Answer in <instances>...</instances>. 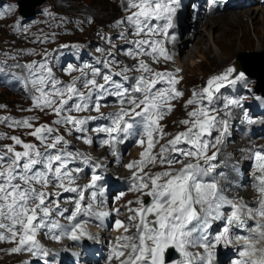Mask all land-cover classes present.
<instances>
[{"label": "snow or ice", "instance_id": "snow-or-ice-1", "mask_svg": "<svg viewBox=\"0 0 264 264\" xmlns=\"http://www.w3.org/2000/svg\"><path fill=\"white\" fill-rule=\"evenodd\" d=\"M125 3L124 10L131 14L117 21L115 26H127L131 29V34L136 37L142 35L149 37L132 41L136 50H129L126 54L133 59L138 56H149L153 62H158L160 57L166 61L170 60L171 57L162 42L152 37L168 36V30L175 26L180 0H125ZM2 18L4 16L0 13V19ZM119 38L126 39V33L122 31ZM23 67L27 70V76L24 77L25 87L30 86V91L37 93L31 95L33 106L41 112L50 109L59 117L54 123L72 125L76 132L87 131L83 125L92 118L80 119L64 113L73 111L79 113L90 109L99 113L102 107L99 100L103 99L105 94L120 97V104L128 105L127 108L122 107L113 115L111 126L95 129L107 134V139L102 141L103 145L112 146L118 140L123 142L131 136L138 138L139 146L147 145L140 154V161L126 165L129 171L137 169L132 175L133 190L144 192L151 199L148 204L137 200L140 207L133 210L135 215L130 217L131 220H138L134 225L136 232L130 236L117 238L118 242H122L121 247L130 250L127 260L122 264H165L164 254L169 248L174 249L184 258L177 260L175 264H191L193 253L187 250L189 247L203 248L206 255L200 256L199 253L195 255L199 256L203 264H213L215 253L212 249L222 243H231L228 226L235 224L237 227H243L241 213L247 206L227 201L218 190L217 183L205 182L204 178L216 167L211 161L216 160L217 154L213 152L208 156V151L222 143L227 122L217 118L215 109L202 106V103L207 100L208 105L212 104L214 94L224 86L225 82H232L229 77L234 69L229 68L223 75L210 78L201 92L193 93V98L187 101L185 107L196 105V109L187 114L190 119L180 121L187 126V130L177 133L167 144L161 145L159 153L154 155L152 150L166 135L161 121L173 111L171 102L184 95L176 87L180 83L177 78L179 70L177 73L153 71L148 64L140 60L137 71L142 75L136 78L131 89L125 88L122 83L112 78L113 75L123 76L128 72L129 69L125 67L121 72L103 74L101 77L103 83H98L95 78L85 80L84 87L90 88L88 95L85 96L75 87V81L61 86V82L53 75L46 60ZM68 71L71 73L72 69L69 68ZM3 72L4 67L0 66V73ZM92 75L95 77L101 73L94 69ZM238 78L243 79L244 74L239 73ZM127 79L128 77L124 76V80ZM157 84L161 87L157 88ZM93 92L97 93L95 101L92 100ZM73 98L76 102L69 105V101ZM229 103L238 104L237 101ZM3 119L5 118H0V122ZM221 125L224 126V131H220ZM9 126L33 127L28 119L12 121ZM54 131L55 129L45 124L29 133L45 148L43 152L36 145L24 143L16 136L10 139L14 145L21 146L23 151H16L14 146H7L6 152H0V242L16 244V247L11 249V253L29 252L37 257H47L48 252L37 240L41 229L46 230L45 235L50 239L57 242L61 239V235L56 232L61 226L50 219L52 209L49 204L57 203L58 206V201L49 199L51 194L44 190L49 185L61 188L65 192H79L76 213L81 211L80 201L84 199V190L72 187L77 179L72 173L79 172L80 169H68V164L75 159V156L67 151V141L63 136L52 135ZM213 131H220V136L210 144L206 137H211ZM49 140L51 143L48 142ZM83 142L92 143L87 138H84ZM181 144L188 147H178ZM169 152L183 156L186 160L194 159L196 163H186L178 171H173V166L183 161L178 160L176 156L168 158ZM254 156L255 168L261 173L255 178L257 190L261 194L256 214L264 218V153L256 152ZM82 158L88 163V157ZM201 160L204 166L201 165ZM157 163L161 166L166 165L168 170L151 175L147 173L139 175L144 172L148 164L155 166ZM100 179L99 175L93 174L87 188L94 189ZM96 195L95 191L91 193L93 199ZM227 204L232 208L231 214L223 217L228 226L224 227L222 233L216 235L213 240H209L207 228L210 219H221L223 214L220 210ZM88 210H91V205H88ZM98 215L106 216L107 213ZM247 215L252 218L253 210L249 208ZM150 216L153 219L150 220ZM193 221L197 223L189 227ZM116 227H123L125 232L129 231V228L119 220L116 221ZM254 230L258 234L256 238L238 237L246 242L245 247L239 251L241 257L255 255V244L250 242L252 239H264V224H256ZM194 233L198 234L194 236ZM70 234L73 240L79 239L80 236L92 238L90 234L80 229L79 225L73 226ZM123 255L124 251L118 250L116 253L117 258ZM236 264H264V261L238 260Z\"/></svg>", "mask_w": 264, "mask_h": 264}, {"label": "rangeland", "instance_id": "rangeland-1", "mask_svg": "<svg viewBox=\"0 0 264 264\" xmlns=\"http://www.w3.org/2000/svg\"><path fill=\"white\" fill-rule=\"evenodd\" d=\"M21 1H24V0H0V13H2L4 16V18L0 19V66L4 67L3 73H6V84L0 87V118H5L3 119L2 122H0V137H5V138H0V152H6L7 146H14L16 151H23V148L21 146L14 145V142L12 141V139H10V137L16 136V137H19L24 143H31L30 142L31 137L28 140H26L25 134H28L34 131L36 127H39L45 124L55 129V131L52 133L53 136L59 135V136L64 137V140L67 141V150L70 151L69 152L70 154H73V153L75 154L78 152V149H80V146H81V145L79 146V144H82L81 141H83L84 138H87L93 141V143L91 144H93L94 147L92 148L91 152H96L97 148L101 147L99 146L100 138L101 137L103 139L107 138L106 133L104 132L100 133V132L95 131V129L100 126L98 125L97 127H95L96 125H94L93 121L95 122L96 118L94 120L88 119L87 123L83 125V127L87 129L85 133L76 132L72 125L54 123L56 121L54 119L56 115L50 109H45L43 112H41L39 109H36L33 106L31 95L37 94V93L30 91V86L28 88L25 87L24 77L27 76V70L23 66L31 64L33 62H40V61L46 60L48 62V66L52 69L53 75L56 77V79H58L61 82V86L72 84L73 81H75V87L80 92H83L85 96H87L90 91V88L84 87V81L89 80L87 76L88 71L91 70L90 73L92 74L94 69L99 70L101 75L95 76V79L97 80L98 83H103V80L101 77L103 74H108L106 72L107 69H105L106 71H103V70L93 67L92 64H89L90 66L86 64H83L82 66H78L79 64L77 60H79L80 55L82 53L87 54L88 57H92L93 55L98 60L99 58L103 60V64L105 65V68H107L106 66L110 64L109 63L110 60L114 57H117V55H119V52L121 53L123 51V50H118V48L121 49L123 46H126V43L128 41H126L125 39L119 38L120 33L123 31L126 33V35H131V29L128 28L127 26L117 27L115 25L117 21L123 20L127 15L131 14L130 12H126L124 10L126 8L125 0H116L114 2H112V0H47L46 3L44 2L45 4L42 7L36 6V3L33 2L35 7L34 5L30 4L28 8L30 9L31 7L32 8L34 7L35 12L37 11L39 12L37 16L33 18L31 21H27L26 18L20 13L18 3ZM183 1L184 2L186 1V3L182 6L181 8L182 11L179 13L180 23L178 24L179 26L176 32V33H179V35L176 37V39H179L180 37L187 38L189 37L191 33L189 32L191 29L190 26L192 25L190 18L192 16L191 15L192 12H194L192 11L194 6L192 7V9H190L187 7L188 0H183ZM197 1H200V0H196V2ZM254 1H253V5L255 7L261 6V5L264 6L262 1H259V2L258 0H254ZM256 1H257V4H254L256 3ZM233 10H235V8ZM254 28L255 27L251 25L250 31H249V39L247 41L241 40L243 33L241 31H238L233 36H229L227 41L223 43L224 44L223 46H220V43H216V44L210 43L211 46H208V48L204 47L203 49V51L205 50L204 59L201 57L202 55H196V57L193 60L196 66L194 65V67H191V66L188 67L189 71H191V72H188V75H186L185 70H182V69H180L181 71L179 70L178 72L179 77L177 76V78H180L181 82L177 84L176 87L178 86L177 89L183 92L184 95L181 98L177 100H173V102H171L173 105V111L171 112V114L166 115L164 119L161 121V124L164 126V132L166 135L164 136V139L160 140V142L152 150L154 155L159 153L161 145L167 144V142L173 139L174 136L177 134V131H176V128H174V125L181 117V114L189 106L188 105L187 107H185L189 98L190 99L192 98L193 93L196 92L197 89L202 90L204 87L207 86V82L210 78L223 75L225 72H227L229 68H232V69L234 68V72L229 77V80L232 81L233 84L232 82L224 83V86L222 87L224 91H221V93L219 94V97H220L219 103L221 106H224L225 103L230 102V101H237L239 103L238 106L236 107V110L234 109L231 112L232 115L230 114V116L228 117L230 124H232L233 122L240 124L239 120L236 119L239 117L237 115V112L240 111L242 113L241 115L245 117L248 123L246 125L247 127H244V134L246 136L248 132L252 131V129L249 128V126H252V125L260 126L259 121L262 122V120H260L261 114L256 113L254 116L252 115L249 116L247 114L249 116L247 118L244 112L246 113L247 109H254L257 106L264 112L263 110L264 98L259 96L258 93L254 91V81L251 80L250 77H248L247 74H245V72L236 70L237 61H240L241 59L250 60V61L254 60L253 57H255V59H261V58L264 59V46L262 49L261 48L262 46L260 45L259 40H258V33L255 31ZM222 34L224 33L220 31L218 33H215L216 36L222 35ZM158 36L163 37V35H158ZM137 39H142V38L138 37L135 40ZM200 40L201 38L199 39V41ZM161 42L165 43L164 40H161ZM166 44L167 42L163 46H166ZM133 45L134 44L132 43L131 46ZM230 47L231 49L229 50ZM178 50L177 52H179ZM208 50L210 52L207 53ZM222 52L224 53V55L221 57L220 54ZM168 55L172 59V55L171 54H168ZM74 56H76L75 61H74ZM213 56H216V57L213 58ZM171 59L166 61L163 59V57H160L158 62H153V60L146 59L143 57L136 58V60L129 57V59L127 58L126 60L129 71L124 73V75L126 74L129 76L139 77L140 72L137 71L136 65L139 64L140 60H143L146 64H148V66L150 62L154 63V66L151 67L153 71L163 72L165 70L167 72L170 71L172 73H177V70H175V60L171 61ZM181 59H183V57ZM117 64H120V62L116 63L115 65L113 64V68H111V70H108V71H110V73L121 72L123 68L120 66L118 67ZM16 65H20L21 67H15ZM240 66H241V63L238 67L240 68ZM169 67H171V69ZM69 68L72 69L71 73H69L68 71ZM3 73H0V74H3ZM239 73L244 74L243 79L238 78ZM16 80L20 81V85H17L16 87L12 89V87L15 86L13 84L17 83ZM204 81L205 83L202 84ZM96 95L97 93L93 92V96H92L93 101H95ZM75 102L76 100L75 98H73V100L69 101V105H72ZM111 104H113V102L108 103L106 105L101 104L102 107L99 113L94 110H92V113L90 111L79 112V113L73 111L71 113H64V115H72L73 117L80 118V119H84L88 117L94 118V117L99 116L98 119L104 120L105 118L102 116V114L103 115H107V114H104L103 111H107V110L110 111L111 107L109 108L106 106L111 105ZM115 107L117 109V107L119 106H115ZM29 109H31V111H29ZM25 119H28L32 122V125H33L32 128L10 127L9 126L12 123V121H20V120H25ZM224 119L228 120L227 118H222L221 120H224ZM103 123H104L103 127H108L106 120ZM4 124H6V126ZM172 129L174 130V135L171 136V134L168 131ZM253 129L257 131L258 133L256 140L257 141L264 140V131H263L264 129L263 130H260L258 128L256 129L253 128ZM239 131L240 130L238 129L237 134L240 133ZM224 134L227 135L228 134L227 131H225ZM218 136L220 135L216 134V132L213 131L212 136L206 137V139H208L209 143L212 144L214 142H212L211 140L215 139ZM244 138L238 139L236 144L244 143L243 142L245 141ZM228 139L229 138L227 137L226 138L222 137V143H220L219 145H223L224 143L228 142ZM73 140H74V143H71ZM48 142L51 143V140H49ZM115 143H120V141L118 140ZM31 144L36 145V147L40 151L42 152L45 151V148L40 144L38 140L35 141V143L33 141V143ZM89 145L90 144H88L87 146L86 144L83 147L86 150H88L87 148L89 147ZM132 145H133V142L126 141L125 143L122 144V147L124 148L120 147V150L126 149L128 146H132ZM59 147L60 146H58V148ZM145 147L146 145H144L143 147L138 146V147H135L136 149L132 148L133 150L129 152L136 154L139 151H143ZM178 147L187 148L188 145L181 144V145H178ZM251 147L253 149L254 145ZM249 151H252V150H249ZM249 151L244 150L242 154L240 155L243 160V161L241 160L242 166L240 165L241 163L239 162L236 163L237 166L235 168L238 169L237 171L240 174V178L239 177L233 178L228 174L226 170L220 169L218 168V166L223 165L225 161L227 162L229 159L233 161L234 159L233 157L235 156V154L228 153L226 155V158H224L223 156H219L220 150L210 148L208 151V156H211L213 152L217 154L216 160L211 161L212 164L216 165L215 169L211 172L212 176L213 175L216 176V174H220L218 175L217 178H220L221 180H224L227 182H233L232 188L230 187V190L234 189L235 186H238V182L242 181V183L245 184L246 188L244 190H240L241 189L240 188L237 191H240V192L248 191L247 186H252L251 184H253V181H251L253 180L252 178L254 177V180H256L255 178L261 175V173H259V171L255 168V156H253L252 161L249 160L248 158L249 153H250ZM91 152L89 151L90 155L93 156ZM129 152L124 158L128 157ZM255 152H263V150L262 151L256 150ZM90 155L88 156L90 157ZM104 156H105L104 153L101 154V156L94 155L93 159L96 162L102 163L100 161V158ZM172 156H176L178 160L183 161V163L175 164L173 167L182 168L184 164L186 163H196V160L194 159L186 160L184 159L183 156H179L178 154L171 153V152L167 153L168 158H171ZM80 157H83V156H78V158H76L77 162H83V159H81ZM131 159L133 161L135 160L137 161L139 158L129 156L128 160L123 159L122 161L129 164V163H132V162H128ZM244 162H246V165L244 164ZM200 163L202 166H204V163L202 160L200 161ZM249 163L251 165H249ZM91 165H92L91 170H90V167H88L89 165H87L88 171L86 169H83L84 165H81L82 167H80L79 165L78 166L73 165V167L71 168V169H80V170L82 169L83 172L85 173V174L80 173V171L79 173H77V174H81V177L77 175L79 177L77 178V181H80V184H82L81 181L84 180L83 183H86V188L85 190L83 189L84 199L83 201H80L81 206H83L82 208H85L84 205L82 204L85 203L86 205V202L88 200V197H86L88 195V193H86V190H88L87 188L88 183L91 182L92 170L95 171L96 169L97 170L99 169L98 175L103 179L104 178L106 179L107 177L108 178L117 177V176L114 177V175L110 177L107 176L106 174L108 173L104 170L106 169L104 166L100 168L97 167L95 169V167L98 165L96 163L91 164ZM160 166L161 165H159V163L156 164L155 166H153L152 164H148L147 168L144 170V174L147 173L151 175L156 172L168 170L166 165L161 166V168ZM232 168L230 169L232 170ZM84 170H86V172ZM115 180L117 181V178ZM216 181L214 179L213 182H216ZM210 182H212V180H210ZM78 184L79 183H75V185H78ZM75 185L73 184L72 187H77ZM103 185H101L100 187L101 189ZM115 185L116 184H114L112 181L111 186L115 187ZM228 187H229L228 185H220V186L218 185V190L221 191V193L223 194V196L225 197L227 201L229 200L231 202L232 201L231 198H235V197H229L227 195L229 192H226L225 189H227ZM101 189H99L100 193L103 191ZM44 190L47 192L50 191L49 192L50 194L52 193L49 197L50 200L58 201L60 196H63V195L67 196V192H65L63 189H58L56 187L54 188L51 185H49V187ZM144 191L146 192L147 189ZM60 192L62 193L61 195H60ZM73 193H76V192H73ZM102 195H103V192L101 193L100 196ZM130 195L131 193L125 197H130ZM100 196L98 198L99 201L101 199ZM150 199L151 198L149 196H146L143 199V202L145 204H148L150 202ZM137 200H141V198L138 196L134 197V200L132 201L130 207L126 206L129 200L124 201L123 206L126 208H125V211L123 210V213L120 216L125 215L126 218L119 219V220L125 221L130 218L129 214H131V217L135 215V212L133 210L138 209L140 207V205L137 203ZM74 203L75 202H72V204L76 206L75 205L76 203L75 204ZM56 204L57 203H50L49 205L56 206ZM62 204H67V203H62ZM69 204L70 206H72L71 203ZM74 212L76 211H73L71 214L73 215V217L76 216V215L74 216L75 214ZM64 213L65 212H63L62 214ZM84 215L87 216V214H84ZM113 224H114V221H112L111 225ZM213 225H216V224H213ZM222 225L223 223L220 224V228L217 231L213 232L212 230H209V232L207 233L209 238L214 239L218 231L222 233V230H221ZM131 230L132 231L135 230L134 226L132 227V229L130 228V231ZM71 256L73 257L74 255H71Z\"/></svg>", "mask_w": 264, "mask_h": 264}, {"label": "bare ground", "instance_id": "bare-ground-1", "mask_svg": "<svg viewBox=\"0 0 264 264\" xmlns=\"http://www.w3.org/2000/svg\"><path fill=\"white\" fill-rule=\"evenodd\" d=\"M253 1L247 0L245 3H243V2H241L239 0H200V1H197L199 4H197V6L193 8L192 11H194V12H192V14H191L192 16L190 18L192 25L190 26L191 29H190L189 32H191V33H190L189 37H187V38L180 37L179 39H176V37L179 35V33H176L177 30H178V26H179L178 24L180 23L179 13L182 11L181 10L182 6L186 3V1L184 2L183 0H180V7L177 10L176 17H175V26L168 30V36L167 37H165V36L160 37V36L157 35L155 37H152V39H157V40H160V41L164 40L165 43L167 42L166 46H163V47L167 51L168 54L172 55L171 61L175 60V70H180V69L185 70L186 75H188V72H191V71H189L188 67H190V66L194 67V65L196 66V64L193 62V60L196 57V55H202L201 57L204 59V55H205V52H204L205 50L203 51L204 47L208 48V46H211L210 43H213V44L220 43V46H223L224 45L223 43L225 41H227L228 37L229 36H233L238 31H241L243 33V36H242L241 40L242 41H247L249 39V31H250L251 25H253L255 27L254 28L255 31L258 33V40H259L260 45L262 46L261 48L263 49V46H264V6L261 5V6H256L255 7L253 5ZM259 1H262V3L264 4V0H258V2ZM234 8H235V10H233ZM153 23H155V21ZM219 31L223 32L224 34L216 36L215 33H218ZM126 36H127V38L125 40L128 41L126 43V46H123L124 48L122 47L121 49L118 48V50H123V51L121 53L119 52L120 56L117 55V57H114V58H112L110 60L109 63L111 65L107 63L108 64L106 66L107 68H105V65L103 64V60H101L100 58L98 60L93 55H92V57H88V55L85 54V53H82L80 55L79 60H77V62L79 64L78 66H82L83 64H86V65L92 64L93 67L98 68L100 70L106 71L105 69H107V71H106L107 73H110V71H108V70H111V68H113V64L115 65L118 62H120V64H117L118 67L120 66L123 69L125 67L128 68V64H127L126 60H127V58L129 59V56L126 53L129 50H133V51L136 50L135 44L133 43L134 44L133 46H131V44H132V41H135V39L138 38V37H136V36H134L132 34L131 35H126ZM172 37H175L174 39H176V40L172 39ZM141 38L142 39H148L149 37H145V36L142 35ZM200 38H201V40L199 41ZM196 40H197V42H196ZM165 43H162V45H164ZM111 46H112V44H111ZM115 46H116V44H115ZM230 49H231V47L229 48V50ZM147 50H150V49H147ZM177 50L179 52H177ZM258 50H260V49H258ZM208 52H210V51L208 50L207 53ZM223 55H224V53L222 52L220 54V56L222 57ZM75 57L76 56H74V61H75ZM142 57L152 60L151 57H149V56H138L137 58H142ZM182 57H183V59H181ZM215 57L216 56H213V58H215ZM253 58L255 59V57H253ZM161 61H160V63H161ZM248 61L249 60H242V59L240 61H237L238 70L245 72L244 70H241L242 69L241 68L242 67V63H244L246 65L247 70L250 71V72H253L254 74H256L257 78L260 79V86H261V89L263 90L262 85L264 86V81H263L264 80V65H256L255 64V66L254 65L248 66ZM240 63H241V66L239 68L238 66L240 65ZM138 65L139 64H137L136 67H138ZM169 68L171 69V67H169ZM90 71H88V74H87L89 80L95 78V77H92V74L90 73ZM194 73H195V71H194ZM111 74H114V73H111ZM139 75H142V73L140 72ZM124 76H127L128 79L124 80ZM137 77L138 76H129V75L125 74L123 76L113 75L112 78H113V80L122 83L125 88L131 89L133 87ZM178 79L180 80V78H178ZM236 81H235V83H236ZM16 82L17 83L13 84L15 86H13L12 89L14 87H16L17 85H20V81L16 80ZM180 82H181V80H180ZM232 84H233V82H232ZM159 87H161V85L157 84V88H159ZM221 91H224V89L222 87L220 88V90L218 92H216L214 94V98H213V101H212L211 105H208V101L204 100L203 103H202V106H209V107L215 109L218 119H222V118H227L228 119V117L230 116L231 112L234 109L236 110V107L238 106L239 103L238 104H230L229 102H227V103L224 104V106H221L220 103H219V101H220L219 94L221 93ZM189 92H187V93H189ZM199 92H201V90L197 89L196 93H199ZM133 95H139V94L138 93H133ZM191 95H192V93H191ZM192 98H193V95H192ZM120 99H121L120 97H117L115 95H107V94H105L103 96V99L99 100L100 104L106 105L108 103L113 102V103L116 104V106H119V107H117V109L114 110V111H112V110L103 111L104 114H107V115H103L102 114V116L105 118L104 120L98 119L99 116L92 118V120H94L96 118V121L95 122L93 121L94 125H96L95 127H97L98 125H100L99 127H103V125H104L103 122L105 120H106L107 125L109 127L111 125V123H112L113 115L115 113H118L121 110L122 107H125V108L128 107L127 104L121 105L120 104ZM95 100H96V98H95ZM106 107L110 108L111 105H108ZM195 109H196V105H189L185 109V111L181 114V117L179 118V120L174 125V128H176L177 133L184 132V131L187 130V126L181 124L180 121L184 120V119H190L187 114L189 112H191V111H194ZM263 110H264V108H263ZM256 113L261 114L260 115V117H261L260 120H262V122L259 121L260 126L259 125L249 126V128H251L252 131L248 132L247 136H246L244 134V127H247L246 126L248 124L247 120L245 119V117L243 115H241V116L238 115L240 118L238 117L236 119L239 120L240 124H237V123H234V122L232 124H235V126L239 127V130H240L239 132L240 133L235 134V136L233 137L232 140L228 139V142L224 143L223 145H219L218 144L215 147H212L213 149L220 150L219 156H223L224 158H226V155L228 153H234L235 154V156L233 157L234 158L233 161L229 159L227 162L225 161V163L223 165L218 166V168L226 170L228 172V174L231 177H233V178L234 177H239L240 178V174L237 171L238 169H236L235 167L237 166V164H236L237 162L241 163L242 157L240 155L242 154V152L244 150H248V151L252 150V151H249L250 153H249V156H248L249 160L252 161L254 153H256L255 151L256 150L262 151L264 149V140L257 141L256 137H257L258 133H257V131H255L253 129V128H255V129L258 128L260 130L264 129V112L260 108H258V106L255 107L254 109H247L246 113L244 112V114L246 115L247 118L249 116H251V115L254 116ZM54 119L57 120V119H59V117L56 116V117H54ZM172 124H174V123H172ZM168 132L171 134V136L174 135V130L173 129L169 130ZM100 133H102V132H100ZM25 135H26V138H25L26 140H28L31 137V139H30L31 143H33V141H34V143H35V141H37L35 139V137L29 135V133L25 134ZM240 138L241 139L244 138L245 141L242 140L244 143L236 144L237 140L240 139ZM103 140H105V139H103L101 137L100 140H99V146L104 147L106 153L107 152L108 153H110V152L112 153L113 150H117V149L120 150V147L124 148V147H122L123 143H121V142L120 143H114L112 146L103 145L102 144ZM130 141L133 142L132 140H130ZM211 141L214 142L215 139H213ZM81 142H82V144H80L81 145L80 149H78V152H77V153H79L81 155H76L77 153H75V154L73 153V155L75 156V159L68 164V166L70 165L68 167V169L69 168L71 169L73 167V165H77V166L79 165L80 167H82L81 165H84L83 169L87 170L88 167H90V170H91L92 169V165L91 164H94V163H96L98 165V166L95 167V169L97 167H99V168L103 167L104 164L96 162L93 159L94 155L91 156L89 151L86 150L83 147L86 144L83 141H81ZM71 143H74V140ZM92 143H93V141H92ZM230 144H231V146H230ZM253 145H254V148L252 149L251 146H253ZM87 146H88V144H87ZM138 146L139 145L137 143L136 147H138ZM146 147H147V145H146ZM143 151H139L136 154H133V153L129 152L128 157H126L124 159L128 160L129 156H133V157L139 158L138 160L140 161V159H141V155L140 154ZM68 152H70V151H68ZM88 155H90V157ZM78 156L88 157L89 158L88 163H85L84 159L82 157H80V158L83 159V162H77L76 158H78ZM96 158H98V157H96ZM122 160L123 159L120 160L119 158H116L115 161L111 162V165H112L111 168L113 170L117 169L116 171H111L109 169V166H107L108 168H106L104 166L106 168L104 170L108 173V174H106L107 176H109V177L113 176V175H114V177L117 176L116 177L117 181H113L114 184H117L116 182H118V181H120L122 179H126L131 174V171L126 172V170L124 168H122L121 170H120V168L118 169V165L120 164V161H122ZM128 162H132L133 163L134 161L131 159ZM244 164L246 165V162H244ZM87 165H89V166L87 167ZM240 165L242 166V163ZM249 165H251V164L249 163ZM146 168L147 167H145L144 170ZM160 168H161V166H160ZM230 168H232V170ZM179 169L180 168H178V167H173V171H176V170H179ZM86 170H84V171L86 172ZM98 170L97 169L95 171L92 170V173L90 172L91 176L93 174L98 175V172H99ZM121 171L125 172V173L124 174H119ZM132 171L136 172L137 169L134 168ZM77 173H79V172H73L72 175L77 177V178H79L77 175H79L81 177V174H77ZM142 174H144V172ZM142 174L139 173V175H142ZM218 175H220V174H216V176L213 175L215 181L217 180L215 183H217V186L218 185L219 186L220 185H228L229 187L227 189H225V191L229 192L228 194L226 193L229 197L250 198L251 196L255 197V193L258 192L257 187H256L257 181L254 180V177L252 178L253 180H251V181H253V184H251L252 186H247V190L248 191L240 192V191H237L239 189L238 186H235L234 189L230 190V187L232 188V183L233 182H227V181L221 180L220 178H217ZM108 179H109L108 177L106 179L105 178L104 179L101 178L99 181L96 182V187L94 188V190H93V188H88V190H86V193H88V195L87 196L85 195V196L88 197V200L86 202V205H85V203L82 204V205H84L85 208H82L83 206H81V211L79 213L74 212L75 214L74 213L73 214H74V216L76 215L75 217H73V215H71L73 211H76V206H74L72 204V202L76 203V201L79 200V196H80L79 192H76V193L67 192V196L63 195L64 197L60 196L62 194L60 192V195H58V196H60V198L58 199V206H57V204H56V206L55 205H49V207L52 209L50 219L52 221H55V222L61 224L60 225L61 229L56 230V232L61 235V239L59 240V242H57V241H55L53 239H50L49 236L45 235V231L46 230L41 229V231L37 235V240L40 243V245L48 252V256L47 257H37V256L32 255L29 252H21L19 254L11 253V249L13 247H16V244L0 242V264H45L46 261H47V264H64V258H71L72 257L71 255H75L76 254L75 252L71 251L73 249L70 248L71 250H69V246L67 245L68 236L66 234V230L71 228V227H73V226H75L80 221H90L89 215L93 214V211H94L93 205L95 203H98V201H99L98 198L101 195V193L103 192L102 191L100 193L99 189H101L100 188L101 185H103L106 182H108ZM204 179H205V182H210V179L208 178V175ZM213 181L214 180H212V182ZM75 183H79V184L75 185ZM75 183H74V185L77 186L76 188L85 190L86 183L80 184V181H77V179L75 180ZM56 188H58V187H56ZM58 189H61V188H58ZM93 191H95L97 193L95 199H93L92 196H91V193ZM131 191H133V188L131 189ZM130 193L131 192H127V193L124 192L123 193V197L129 195ZM83 195H84V193H83ZM100 197H102V196H100ZM62 203H67V204H62ZM69 203H71L73 207L70 206ZM88 205H91V210L90 211L88 210ZM224 207L225 208H221V210H220L221 213L223 214L221 219H215V220L210 219V224H209V226L207 228V233L209 232V230H212L214 232V231H217L220 228V224H222L221 222L224 220L223 217H226V214L223 212V210L228 211L229 204L225 205ZM63 212H65V213L62 214ZM58 213H60V214H58ZM84 214H87V216L84 215ZM116 217H119V219H125L126 218L125 215L124 216H115L114 218H113V216H111V223H112V221H114V219ZM149 219L151 220V219H153V217L150 216ZM195 223H197V222L193 221L192 224L189 225V227L194 226ZM213 224H216V225H213ZM116 233L118 235L124 234L125 233L124 228L123 227L118 228L116 230ZM195 234L196 233H194L193 235H195ZM210 237H211V235H210ZM212 237H213V235H212ZM209 240H213V238H209ZM70 241L73 242V239H71ZM187 250L189 252L195 254V251L193 249H191V247H189ZM202 251H204L203 248H202ZM200 261H201L200 259H197L196 263L197 264H201ZM81 264H92V263H89L87 261H82Z\"/></svg>", "mask_w": 264, "mask_h": 264}, {"label": "water", "instance_id": "water-1", "mask_svg": "<svg viewBox=\"0 0 264 264\" xmlns=\"http://www.w3.org/2000/svg\"><path fill=\"white\" fill-rule=\"evenodd\" d=\"M33 2L36 3V6H40V5H42L45 2V0H24V1H21L19 3V5H20V13L23 16L32 17L33 15H35V10H34L35 5H34ZM30 4L34 5L33 8L31 7L32 9L31 8L30 9L27 8V6L29 7ZM241 68H242L241 70H244L248 75H250V76H252L254 78L256 77V79H258L256 74H254L253 72H250V71L247 70L246 65L244 63H242V67ZM258 85L259 86L256 88L257 93H261V94L264 95V91L261 89L260 82H259ZM262 87H263V85H262Z\"/></svg>", "mask_w": 264, "mask_h": 264}, {"label": "trees", "instance_id": "trees-1", "mask_svg": "<svg viewBox=\"0 0 264 264\" xmlns=\"http://www.w3.org/2000/svg\"><path fill=\"white\" fill-rule=\"evenodd\" d=\"M27 8H28V6H27ZM251 64V65H250ZM252 64L253 65H264V60H263V58H261V59H254V60H249L248 61V66H252ZM258 80H259V82H260V79L258 78ZM264 81V80H263ZM263 88V91H264V86L262 87Z\"/></svg>", "mask_w": 264, "mask_h": 264}]
</instances>
